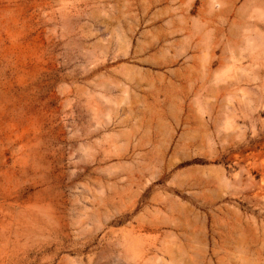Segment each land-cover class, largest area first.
I'll list each match as a JSON object with an SVG mask.
<instances>
[{
  "label": "rangeland",
  "instance_id": "obj_1",
  "mask_svg": "<svg viewBox=\"0 0 264 264\" xmlns=\"http://www.w3.org/2000/svg\"><path fill=\"white\" fill-rule=\"evenodd\" d=\"M0 264H264V0H0Z\"/></svg>",
  "mask_w": 264,
  "mask_h": 264
}]
</instances>
